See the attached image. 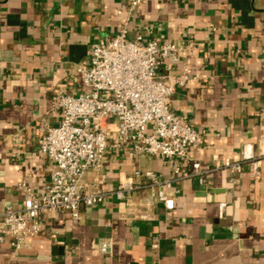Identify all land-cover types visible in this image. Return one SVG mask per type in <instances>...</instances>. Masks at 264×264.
I'll return each mask as SVG.
<instances>
[{
    "label": "crops",
    "instance_id": "crops-1",
    "mask_svg": "<svg viewBox=\"0 0 264 264\" xmlns=\"http://www.w3.org/2000/svg\"><path fill=\"white\" fill-rule=\"evenodd\" d=\"M127 9L126 0H0V212L22 205L20 182L46 188L55 165L39 153L38 139L62 119L55 100L77 87L76 67L94 43L119 31ZM129 31L131 39L193 43L177 71L188 65L197 80L178 87L170 104L206 133L191 155L213 170L203 184L173 183L171 214L161 203L139 205L149 189L134 191L133 205L109 196L84 206L79 220L47 210L27 247L0 242V264H264V160L254 182L248 164L233 175L214 170L213 159H239L245 141H264V0H146ZM136 169L171 175L163 159L127 149L109 152L102 171H89L84 182L113 190ZM109 237L112 255L96 247Z\"/></svg>",
    "mask_w": 264,
    "mask_h": 264
},
{
    "label": "built area",
    "instance_id": "built-area-1",
    "mask_svg": "<svg viewBox=\"0 0 264 264\" xmlns=\"http://www.w3.org/2000/svg\"><path fill=\"white\" fill-rule=\"evenodd\" d=\"M126 1L127 17L119 31L92 45L89 59L76 67L77 87L60 93L55 100L61 121L47 127L38 139L39 153L55 165L46 188L35 191L27 182H20L18 189L26 194L22 205L7 206L0 212V242H10L15 250L27 247L40 233L39 218L47 210L69 212L79 220L84 206L102 204L109 196L133 205L132 193L149 189L139 205L161 203L171 214L175 207L173 183L196 178L203 184L205 175L213 170L204 168L191 155L192 148L205 146L206 133L183 120L170 104L178 87L197 80L188 65L177 71L180 55L193 48V43H160L141 35L129 38L130 20L146 0ZM166 61L170 72L160 76L159 69ZM127 149L136 156L163 159L171 175L136 169L116 189L108 191H94L84 182L89 171H102L109 152ZM213 159L214 170L225 168L233 175L248 164L249 178L258 182L264 141H245L239 159H221L217 154ZM114 246L113 237L96 242L97 249L106 255L113 254Z\"/></svg>",
    "mask_w": 264,
    "mask_h": 264
},
{
    "label": "rangeland",
    "instance_id": "rangeland-1",
    "mask_svg": "<svg viewBox=\"0 0 264 264\" xmlns=\"http://www.w3.org/2000/svg\"><path fill=\"white\" fill-rule=\"evenodd\" d=\"M148 131L147 132H149L150 131V128L149 129H147Z\"/></svg>",
    "mask_w": 264,
    "mask_h": 264
}]
</instances>
